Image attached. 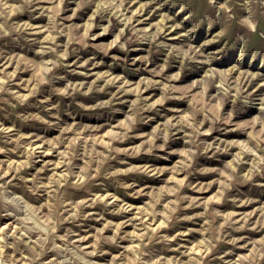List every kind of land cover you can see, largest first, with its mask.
I'll list each match as a JSON object with an SVG mask.
<instances>
[{"label": "rangeland", "instance_id": "obj_1", "mask_svg": "<svg viewBox=\"0 0 264 264\" xmlns=\"http://www.w3.org/2000/svg\"><path fill=\"white\" fill-rule=\"evenodd\" d=\"M0 264H264V0H0Z\"/></svg>", "mask_w": 264, "mask_h": 264}]
</instances>
